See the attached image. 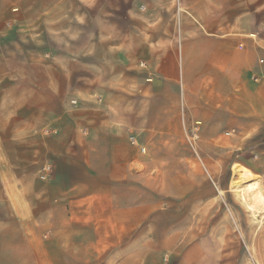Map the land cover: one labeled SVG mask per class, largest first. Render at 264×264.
<instances>
[{"label":"crops","instance_id":"obj_1","mask_svg":"<svg viewBox=\"0 0 264 264\" xmlns=\"http://www.w3.org/2000/svg\"><path fill=\"white\" fill-rule=\"evenodd\" d=\"M28 8L27 0H0V45L26 40ZM159 14L151 35L117 38L133 44L139 63L126 65L125 52H118L117 75L107 81L88 73V102L75 107L67 95L75 73L60 62L66 53L43 51L37 74L0 64L6 80L27 76L26 83L0 88L20 93V105L4 121L10 132L55 131L41 142L52 164L47 182L32 177L29 140L20 147L25 163L11 168L12 194L6 188L9 195L0 196V264H111L110 253L115 264H140L135 235L149 211L147 189L154 174L172 186L173 165H182L177 151L264 157V0L243 6L234 0L226 25L203 18L195 27L167 20V10ZM93 38L88 43L115 42ZM246 172L242 166L232 178Z\"/></svg>","mask_w":264,"mask_h":264},{"label":"rangeland","instance_id":"obj_2","mask_svg":"<svg viewBox=\"0 0 264 264\" xmlns=\"http://www.w3.org/2000/svg\"><path fill=\"white\" fill-rule=\"evenodd\" d=\"M235 1L243 6L246 0ZM231 4L234 0H27L29 8L21 26L26 40L7 48L0 45V64L37 74L34 71L42 66L43 51L66 53L60 62L62 67L70 64L75 73L71 76L74 87L67 92L75 107L88 102V73L102 75L107 81L117 75L118 52H125L126 65L139 63V58L132 56L133 44L116 43L117 38L151 35L163 9L169 12L167 20L177 23L195 26L206 18L226 25ZM53 35L60 36L61 43L46 41ZM101 36L115 42L88 43V37ZM42 37H47L46 42ZM68 37L75 43H65ZM5 76L0 74V88L27 80L26 75H10L7 80ZM16 94L20 93L0 91V196L8 194L6 188L12 194L16 174L10 171L25 163L21 162L20 147L28 140L34 153L28 156L35 168L33 179L47 182L52 171V164L40 152L45 151L42 140L55 131L40 126L26 131L16 128L12 134L11 125L4 122L21 103ZM40 147L43 150L39 151ZM177 152L182 165H173L172 186L163 187L154 174L147 189L149 211L135 235L140 241V264H264V209L253 218L234 186L258 178L264 194L263 151ZM158 158L163 161L164 154ZM242 166L251 172L232 178L233 170ZM46 167L49 172L41 179ZM115 255L110 253L111 264L116 263Z\"/></svg>","mask_w":264,"mask_h":264},{"label":"bare ground","instance_id":"obj_3","mask_svg":"<svg viewBox=\"0 0 264 264\" xmlns=\"http://www.w3.org/2000/svg\"><path fill=\"white\" fill-rule=\"evenodd\" d=\"M242 180L235 183V193L240 202L255 218L257 214L264 209V194L261 189V182L258 178Z\"/></svg>","mask_w":264,"mask_h":264},{"label":"built area","instance_id":"obj_4","mask_svg":"<svg viewBox=\"0 0 264 264\" xmlns=\"http://www.w3.org/2000/svg\"><path fill=\"white\" fill-rule=\"evenodd\" d=\"M192 137H193V135L191 136V138ZM129 139H130L131 144H134V145L136 144L134 137H130ZM193 140H194V138H193ZM139 150L144 151V149L142 147H139ZM48 172H49V167H46L45 170L43 171V174L40 175V178L44 179L46 177V175L48 174Z\"/></svg>","mask_w":264,"mask_h":264}]
</instances>
